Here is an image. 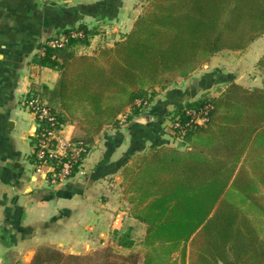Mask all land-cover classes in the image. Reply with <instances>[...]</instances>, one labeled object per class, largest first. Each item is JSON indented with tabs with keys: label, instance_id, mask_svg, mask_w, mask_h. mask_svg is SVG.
<instances>
[{
	"label": "trees",
	"instance_id": "1",
	"mask_svg": "<svg viewBox=\"0 0 264 264\" xmlns=\"http://www.w3.org/2000/svg\"><path fill=\"white\" fill-rule=\"evenodd\" d=\"M70 30L81 37L70 38ZM93 33L80 24L61 33L68 37L63 47H45L59 78L34 97L46 102L56 129L76 122L93 135L115 127L126 108L133 117L142 113L158 92L215 54L243 51L264 33V0H147L123 40L83 53ZM257 64L264 74V53ZM137 100L145 105L136 106ZM204 106L206 122L188 124L187 112ZM175 111L171 125L184 127L188 149H151L128 171L125 194L132 217L147 226V239L135 244L128 230L113 232L115 248L97 252L98 264H177L172 255L179 248L183 264L186 244L189 264H264V89L230 83L219 96ZM73 141L90 152L87 138ZM79 260L39 249L29 264Z\"/></svg>",
	"mask_w": 264,
	"mask_h": 264
},
{
	"label": "crops",
	"instance_id": "2",
	"mask_svg": "<svg viewBox=\"0 0 264 264\" xmlns=\"http://www.w3.org/2000/svg\"><path fill=\"white\" fill-rule=\"evenodd\" d=\"M100 1H93L96 7L105 5ZM89 9L83 0H0V264H29L30 246L39 239H53L67 255L87 254L94 243L102 248L115 231L128 230L135 244L144 242L147 226L132 217L125 194L130 190L128 171L148 157L151 149H188L168 120L176 114L177 105L182 108L198 101L212 88L224 85L215 91L217 97L227 84L241 85L237 74L219 70L218 55L225 53L220 52L188 78L179 79L178 86L163 97L158 92L142 113L133 117L126 108L124 125L104 126L93 135L76 122L63 125L66 136L90 141V155L66 182L50 186L36 171L33 150L38 122L25 102L38 95L41 87L55 86L59 73L45 59V47L51 38L83 23V12L87 17L99 14ZM180 250L172 255L177 264ZM189 253L186 244L183 264H189ZM214 264L225 263L217 260Z\"/></svg>",
	"mask_w": 264,
	"mask_h": 264
},
{
	"label": "rangeland",
	"instance_id": "3",
	"mask_svg": "<svg viewBox=\"0 0 264 264\" xmlns=\"http://www.w3.org/2000/svg\"><path fill=\"white\" fill-rule=\"evenodd\" d=\"M93 1L95 0H83V4L84 6L87 4L90 5V8H92L89 9L90 12L94 13L95 11L99 10V14H96L93 17H87L83 12V23H78V25H85L89 30L94 31L92 36H90V38H88L87 40V44H89V47H82L84 50L83 53H90L99 46L105 44H115L123 40L124 36L132 31L135 21L138 19V17L143 14V10L147 4V0H99L100 2L105 3V5L97 4L98 6L96 7L95 2ZM66 31L68 30H64L62 33ZM223 52L222 55H218V66L219 68H221L218 69L220 71L222 70L224 74H227V72H234V74H237V77H239L238 83L241 84V86L244 85L243 87L249 90L254 89L255 86L258 85L264 87L263 71L258 66V64L255 63V60L257 58H260L264 53V33L260 37L255 39L252 43H250L247 48H245L243 51ZM178 80L179 79L174 80L173 84L168 86L163 91H160L159 94L165 95L168 90L174 88V86H178ZM223 84L224 82L220 85ZM222 87L220 89H222ZM220 89L217 90L215 88H212L210 90V93L208 94V97L215 98V93H218ZM156 90L158 91V89ZM163 95L161 97H163ZM202 97L203 95L200 96L198 100H202ZM153 99L156 100L157 97L154 96ZM168 120H171V116L170 118H168ZM174 133L176 134L178 132L174 131ZM72 139L76 140V138L74 137H72ZM89 155L90 154L88 153L85 157H83V164L85 160L89 157ZM111 239L112 237L109 238L108 242L104 244L102 248L94 243L92 244V249L88 251L87 254L73 255L81 258V260H79L77 264H98L99 262H101L102 257L97 256L96 253L99 252L98 254H100L103 250L105 251L107 248H115V243L113 242L112 244ZM52 240L39 239L38 241L34 242V244L30 246L33 250V253H31V255H27L26 259L30 262L35 252L39 249H53L64 254L59 249V247L52 243ZM80 246L82 247L83 244H81ZM122 252L127 255L128 251L123 250Z\"/></svg>",
	"mask_w": 264,
	"mask_h": 264
},
{
	"label": "built area",
	"instance_id": "4",
	"mask_svg": "<svg viewBox=\"0 0 264 264\" xmlns=\"http://www.w3.org/2000/svg\"><path fill=\"white\" fill-rule=\"evenodd\" d=\"M70 38L81 37L80 32L70 30ZM68 37L61 34L57 39L47 43L49 48H61L67 43ZM28 110L35 116L38 122L39 132L36 136V144L33 155L36 160V171L41 172L50 186H58L66 182L73 174V170L80 168L83 164V157L89 152L80 142H75L63 132L62 128H55V121L51 116L45 101L39 97H33L25 102ZM136 106H144L145 102L135 101ZM209 107L204 106L198 110L187 112L188 124L202 125L206 122V115ZM128 113L118 116L119 125L126 123ZM173 130H178L182 135L183 128L178 122L171 125ZM45 170V171H44Z\"/></svg>",
	"mask_w": 264,
	"mask_h": 264
}]
</instances>
